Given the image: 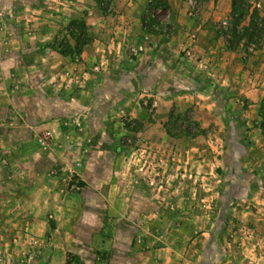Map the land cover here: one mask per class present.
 Returning a JSON list of instances; mask_svg holds the SVG:
<instances>
[{"label": "rangeland", "instance_id": "obj_1", "mask_svg": "<svg viewBox=\"0 0 264 264\" xmlns=\"http://www.w3.org/2000/svg\"><path fill=\"white\" fill-rule=\"evenodd\" d=\"M113 6L0 0V264H264V108L247 124L245 94L209 75L211 99L79 87L87 17ZM260 6L238 1L218 29L232 47L263 40ZM128 48L120 63L141 58Z\"/></svg>", "mask_w": 264, "mask_h": 264}, {"label": "crops", "instance_id": "obj_2", "mask_svg": "<svg viewBox=\"0 0 264 264\" xmlns=\"http://www.w3.org/2000/svg\"><path fill=\"white\" fill-rule=\"evenodd\" d=\"M164 1L167 7H160L174 15L176 37H173L176 31L171 35L163 27L154 30L144 25L149 11L160 8L158 0H113L111 13L99 7L89 13L88 24L98 39L92 43L94 51L88 53L87 67L92 70L99 66L90 80L89 86L95 85L91 91L98 92L102 98L118 99L127 83L144 91L153 90L152 95L164 99L176 97L179 92L191 98L211 99L212 94L199 80L210 81L206 76L209 75L214 81L230 87L226 90L228 94L232 91L245 94L249 104L244 112L245 119L250 125L256 122L264 108V38L257 47L247 43V38L241 40L239 46L232 47L229 35L218 32L233 17L234 0H199L197 14L190 10L192 0ZM256 2L261 5L259 15L262 18L264 0ZM192 35L196 37L194 41H191ZM126 48H140L141 58L133 64L120 63L117 58H124ZM191 66H196L194 72L198 78L189 69ZM147 84L151 87L146 88Z\"/></svg>", "mask_w": 264, "mask_h": 264}, {"label": "built area", "instance_id": "obj_3", "mask_svg": "<svg viewBox=\"0 0 264 264\" xmlns=\"http://www.w3.org/2000/svg\"><path fill=\"white\" fill-rule=\"evenodd\" d=\"M194 3V2H193ZM195 35H192L191 36V41H194L195 40ZM130 51H131V55L133 56V57H135V56H137L138 54H139V51H141V49L140 48H133V49H130ZM129 58H130V56H129ZM130 60H133L132 59V57H131V59ZM83 70H84V76L82 77V78H78L75 82H76V84L77 85H79V87H83V85H87V83L90 81V80H92V77L99 71V66H95L92 70L90 69H88V68H86V66L83 68ZM204 70L205 71H208V67L207 66H204ZM96 72V73H95ZM41 142H43V139H41Z\"/></svg>", "mask_w": 264, "mask_h": 264}, {"label": "trees", "instance_id": "obj_4", "mask_svg": "<svg viewBox=\"0 0 264 264\" xmlns=\"http://www.w3.org/2000/svg\"><path fill=\"white\" fill-rule=\"evenodd\" d=\"M200 1H204V0H200ZM234 1H235V3H234V8L236 9V8H237V7H236V6H237V2L240 1V0H234ZM160 4H161V6H163V7H167V5H166V3H165L164 1H161ZM234 12H235V11H234ZM243 16H244V15L242 14V18H243ZM240 20H241V19H240ZM145 22H146V20H144V25H145V27L148 29V27H150L151 24H148V25H147ZM83 28H85V25L83 26Z\"/></svg>", "mask_w": 264, "mask_h": 264}]
</instances>
